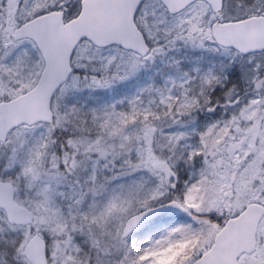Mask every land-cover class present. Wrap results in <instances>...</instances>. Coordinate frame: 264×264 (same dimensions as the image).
I'll return each mask as SVG.
<instances>
[{
  "label": "snow or ice",
  "instance_id": "1",
  "mask_svg": "<svg viewBox=\"0 0 264 264\" xmlns=\"http://www.w3.org/2000/svg\"><path fill=\"white\" fill-rule=\"evenodd\" d=\"M0 264H264V0H0Z\"/></svg>",
  "mask_w": 264,
  "mask_h": 264
}]
</instances>
